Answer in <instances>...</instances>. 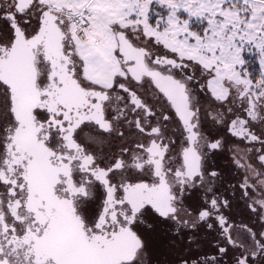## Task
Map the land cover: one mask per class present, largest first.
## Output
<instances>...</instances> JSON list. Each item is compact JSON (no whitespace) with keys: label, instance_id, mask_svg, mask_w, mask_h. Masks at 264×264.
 <instances>
[{"label":"snow or ice","instance_id":"obj_1","mask_svg":"<svg viewBox=\"0 0 264 264\" xmlns=\"http://www.w3.org/2000/svg\"><path fill=\"white\" fill-rule=\"evenodd\" d=\"M0 264H264V0H0Z\"/></svg>","mask_w":264,"mask_h":264}]
</instances>
